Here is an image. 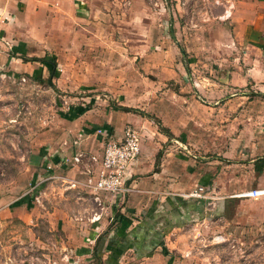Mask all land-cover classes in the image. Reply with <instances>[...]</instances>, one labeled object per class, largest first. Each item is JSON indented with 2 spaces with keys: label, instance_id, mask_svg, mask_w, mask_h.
<instances>
[{
  "label": "crops",
  "instance_id": "0c3cea01",
  "mask_svg": "<svg viewBox=\"0 0 264 264\" xmlns=\"http://www.w3.org/2000/svg\"><path fill=\"white\" fill-rule=\"evenodd\" d=\"M120 1L0 0V72L41 78L49 62L24 60L22 55H46L55 64L62 58L65 60V74L69 78L63 82L58 77L60 72L51 69L50 74L57 76V86L64 84L73 90L81 85L82 90L87 91L81 97L87 103H72L65 113L60 114L66 120L67 128L53 135L49 142L30 149L26 164V170H31L30 189L12 200L0 199L5 203L0 211H24L31 206L32 199L39 202L41 199H57L61 204H72L73 209L75 203L68 199L96 201L91 193L78 195L68 182L73 178H82L84 161L89 162L92 153H100L105 141L120 138L125 125H133L142 133V141L138 159L127 168L126 182L131 187L130 191L120 198L103 193L99 195L96 209L87 214L89 222L85 223L86 226H80L79 230L74 228L76 235H84V240L75 245L78 251L88 250L89 247L94 250L105 243L112 252H129L137 250L139 245H152L161 233L165 212L184 201L185 193L197 185L208 189L207 198H199L197 204L209 209V213L215 212L216 219L223 218L232 224L263 222L264 194L259 197L241 196L237 190L264 188V168L260 172L254 169V161L264 156V145L255 144L257 152L248 160V171L239 167L230 172L224 165L214 169L209 167L211 169L207 171L199 165H190L185 157L173 152L172 147L177 143L180 145L185 143V139H193L190 118L194 122L201 119L198 116L200 112L190 111L203 103L199 100L202 99L198 94L199 85L185 83L189 72L186 64L179 73L182 82L178 81L179 84L174 87L163 85V95L158 101L162 105L148 99L154 96L152 83L138 88V91L146 92L143 103L131 102L126 92H135L137 87H133L131 75H123L122 64H117L120 60H136L138 57L145 60L146 76L148 72L161 75L166 71L170 78H175V73L168 70L169 53L156 52L151 48L154 40L148 27H152L153 13L146 6V0H130L131 7L136 5L143 12L139 19L144 21L143 25L133 29L135 34L125 42L133 46L135 53L107 33L108 25L103 20L106 14L111 18L110 13L113 14L115 5ZM107 6L112 10L110 13L105 11ZM229 13L232 26L230 40L238 48L231 53V57H226V60L231 59V63L226 65L229 72L227 81L233 86L231 88L239 91L229 93L223 102L213 99L208 106L204 105L210 109L209 112L218 111L219 104L237 102L240 106L249 103V95L244 89L250 79L256 80V88L253 89L256 93L264 92V0H236L234 9ZM142 28L145 30H139ZM161 36L162 41H167L163 33ZM140 80L143 82L142 77ZM101 91L107 92L108 98L98 100L96 97H100ZM116 105L145 109L158 117L171 134L161 130L153 119ZM254 136L261 140L264 135L258 133ZM78 150L83 153V161L76 164L72 162V157ZM240 169L247 175L244 172L237 175ZM223 190L224 195H216ZM212 192L215 195H211ZM87 208L81 207L84 211ZM52 209L55 212L58 210V223L68 215L61 207ZM92 241L94 245H90Z\"/></svg>",
  "mask_w": 264,
  "mask_h": 264
},
{
  "label": "rangeland",
  "instance_id": "374dc122",
  "mask_svg": "<svg viewBox=\"0 0 264 264\" xmlns=\"http://www.w3.org/2000/svg\"><path fill=\"white\" fill-rule=\"evenodd\" d=\"M235 1L146 0V6L153 13L152 27H148L154 40L151 48L169 53L168 70L175 73V78H170L166 71L161 75L148 72L146 76L145 60L140 57L117 62L122 64L123 75H131L130 81L134 88L137 87L135 92H126L131 102L137 101V104L146 99V92L138 91V88L149 83L153 84L154 96L148 99L161 101L163 85L174 87L178 81L182 82L179 73L186 64L189 72L185 83L199 85L198 94L203 99H199L203 103L198 106L200 109L193 107L190 111L200 112L201 119L194 122L190 118L193 139H185V143H177L172 148L190 165H199L207 171L211 169L209 167L214 169L222 165L230 172L239 167L248 171V160L257 152L255 144L264 145V136L261 140L254 136L258 133L264 135V92L253 90L256 80L250 79L245 85L249 103L240 106L237 102L218 103L221 107L212 112L204 106L213 99L223 102L229 93L239 91L231 88L233 86L227 81L229 72L226 66L231 63L226 57H231L238 48L230 40L229 12L234 9ZM131 3L130 0H121L115 5L113 14L110 7H105L111 18L106 14L103 21L108 25L107 33L135 53L133 46L125 42L135 34L133 29L143 25L144 21L139 19L143 12L136 5L131 7ZM162 33L167 41H162ZM64 68L65 60L61 58L55 66L50 62L45 65L41 78L0 72V199L12 200L30 189L31 170H26L30 149L49 142L53 135L65 130L66 120L60 114L65 113L72 103L84 101L81 97L87 91L82 90L83 86L76 90H70L64 84L57 86V76L50 73L58 70V77L67 82L69 77ZM137 75L143 78V82ZM99 94L98 100L108 98L107 92ZM241 169L237 175L242 172L247 175ZM69 187L76 189L78 195L89 193L80 186ZM222 194L225 190L216 195ZM185 198L165 212L161 233L152 240V245L147 243V248L139 245L137 250L129 252L109 251L108 243L96 246L95 250L91 247L85 251L76 249L75 245L84 240V235H76L74 228L79 230L80 226H86L85 223L89 222L87 214L96 209L97 200L68 199L75 203L73 209L72 204H61L57 199H41L40 202L32 199L31 206L24 211H0V264H264V221L254 224L240 220L232 224L223 218L216 219L215 212L209 213V209L197 204L198 197ZM3 204L4 201L0 202V210L5 206ZM84 206H88L85 211L81 209ZM58 207L67 212L66 218H71L58 223V210L52 209ZM94 243L92 241L90 245Z\"/></svg>",
  "mask_w": 264,
  "mask_h": 264
},
{
  "label": "built area",
  "instance_id": "2783aa9c",
  "mask_svg": "<svg viewBox=\"0 0 264 264\" xmlns=\"http://www.w3.org/2000/svg\"><path fill=\"white\" fill-rule=\"evenodd\" d=\"M24 78V77H23ZM142 141V133L133 125H125L120 138L110 139L103 143L100 153H92L90 161H84L81 179H70L68 186H80L94 195L99 202L101 193L120 198L130 191L127 184V168L138 159ZM83 153L77 151L72 162H82ZM207 188L197 185L185 195L204 198ZM241 196L259 197L264 194V188H249L237 193Z\"/></svg>",
  "mask_w": 264,
  "mask_h": 264
},
{
  "label": "trees",
  "instance_id": "16d2710c",
  "mask_svg": "<svg viewBox=\"0 0 264 264\" xmlns=\"http://www.w3.org/2000/svg\"><path fill=\"white\" fill-rule=\"evenodd\" d=\"M22 58L24 60H38V61H46V62H50L52 65L55 66V61L53 59L48 58L46 55L44 56H26V55H22ZM117 107L123 109V110H133V111H137L139 113H141L142 115H145L151 119H153L159 126V128H161V130L165 131L167 134H171L170 130L168 129V127L164 126L161 122V120L156 117L154 114L149 113L147 111H144L142 109L136 108V107H129V106H125V105H116ZM160 153H158L159 155ZM158 155H157V159H158ZM264 168V156L257 158L254 161V169L257 172L262 171V169ZM99 239H97L98 241ZM96 241V243H97ZM95 250V249H94Z\"/></svg>",
  "mask_w": 264,
  "mask_h": 264
},
{
  "label": "water",
  "instance_id": "95a60500",
  "mask_svg": "<svg viewBox=\"0 0 264 264\" xmlns=\"http://www.w3.org/2000/svg\"><path fill=\"white\" fill-rule=\"evenodd\" d=\"M48 80H49V81L51 80V79H50V77H49V79H48Z\"/></svg>",
  "mask_w": 264,
  "mask_h": 264
}]
</instances>
